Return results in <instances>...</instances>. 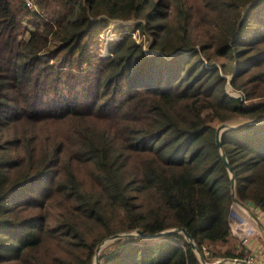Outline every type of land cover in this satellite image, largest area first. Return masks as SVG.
<instances>
[{"label":"trees","instance_id":"trees-1","mask_svg":"<svg viewBox=\"0 0 264 264\" xmlns=\"http://www.w3.org/2000/svg\"><path fill=\"white\" fill-rule=\"evenodd\" d=\"M220 151L264 217V0H0V264L239 258Z\"/></svg>","mask_w":264,"mask_h":264},{"label":"built area","instance_id":"built-area-1","mask_svg":"<svg viewBox=\"0 0 264 264\" xmlns=\"http://www.w3.org/2000/svg\"><path fill=\"white\" fill-rule=\"evenodd\" d=\"M27 7L31 6V0H23ZM227 226L230 235L236 240L237 249L241 250V255L238 257L223 258L213 257L208 244L202 243L199 250H193L199 264H240L238 260L248 263H263V253L260 246L253 244L249 246V238L258 235V230L254 222L249 218L243 209L238 208L232 203L229 204L227 213ZM199 257L203 260L200 261Z\"/></svg>","mask_w":264,"mask_h":264},{"label":"water","instance_id":"water-1","mask_svg":"<svg viewBox=\"0 0 264 264\" xmlns=\"http://www.w3.org/2000/svg\"><path fill=\"white\" fill-rule=\"evenodd\" d=\"M230 75H231V73L227 75V78H229ZM227 84H228V81H227V79H226V81H225V85H227ZM235 96L237 97L238 100H240V97H239L238 94L235 95ZM249 121H251V120H243V121H241V122H249ZM252 121H253V120H252ZM236 124H237V123L232 124V123H229L228 121H222V122H219V123H217V124L215 125V128H214V142H215L216 147H217L219 150H220V143H219V139H218V137H219V132H220L222 129H225V128H227V127L234 126V125H236ZM220 157H221V159H222V162H223L224 166L226 167V171H227L228 174H229V182H230V183H229V188H230V192H229V193H230L231 201L235 202L238 206H240L241 208H243V209L246 211V213H247L250 217L253 218L254 216H253V214L248 210V207L245 206L243 203L239 202V201L233 196V191H232V189H233V179H232V175H231V172H230V167L227 165V163H226V161H225V158H224V155H223L222 151H220ZM172 230H173L172 228H167V229H164V230H161V231H158V232H154V233H149V234H142L139 230H134L132 233H134V234H138V235H141V236L146 237V238H158V237H161V236H163L164 234H166L167 232H170V231H172ZM179 231L183 234L184 238L187 239V241H188L189 244H190L191 249H193V250L196 251L197 249L194 247L193 242H191V240H189V236H188V234H187L183 229H180ZM122 234H124V233H114V234L108 236L107 239H105V240L103 239V240H101L99 243H97L96 246H95V248H94V253H93V256H92V264H97V263H96V262H97L96 254H97L99 248H100V247H101L106 241H109V240H111V239H114V238H116V237H118V236H120V235H122ZM199 260L203 262V260H202L200 257H199ZM237 262H239L240 264H258V263H248V262H245V261H242V260H238V259H237Z\"/></svg>","mask_w":264,"mask_h":264},{"label":"rangeland","instance_id":"rangeland-1","mask_svg":"<svg viewBox=\"0 0 264 264\" xmlns=\"http://www.w3.org/2000/svg\"><path fill=\"white\" fill-rule=\"evenodd\" d=\"M131 20L129 19V20H125V21H119V20H113V21H111V22H109V24L107 25V28H105L104 29V31L102 32V42H101V44L99 45V52L101 53V54H104L105 53V48H104V40L105 39H107V38H110V37H116L117 36V34L113 31V30H111V27L114 25V24H116V23H120V24H122V26H123V30H125L126 32H132V34H131V36L137 41V40H141V42L143 43V48H144V50L147 52V53H149L150 51L148 50V48H147V45L149 44V41H150V38L148 37H141L136 31H131V25H129V26H127L128 24L127 23H129ZM103 38H104V40H103ZM226 87H227V85H226ZM230 94H232V95H237L238 93L237 92H235V91H232V92H230ZM229 123H232V121H228ZM232 204H233V206L235 207V202H231ZM257 227V226H256ZM105 239H107V238H105ZM104 239V240H105ZM112 240V239H111ZM154 241V240H153ZM235 241V240H234ZM107 242V241H106ZM236 242V241H235ZM249 242L250 243H252V244H257V245H259L260 246V248H263V250H262V253H263V256H262V258L264 259V243H263V239L261 238V235H255V236H251L250 238H249ZM105 244V243H104ZM215 249V248H214Z\"/></svg>","mask_w":264,"mask_h":264},{"label":"crops","instance_id":"crops-1","mask_svg":"<svg viewBox=\"0 0 264 264\" xmlns=\"http://www.w3.org/2000/svg\"><path fill=\"white\" fill-rule=\"evenodd\" d=\"M238 208H241L240 206H238L237 204H235ZM244 210V209H243ZM248 210L253 214V218L251 217V219L254 221L255 225L258 228L259 234L261 235V238L263 239V243H264V217L262 216V213L255 207H248ZM245 211V210H244ZM246 212V211H245ZM235 242V241H234ZM236 244V242H235ZM252 243H249V246L252 247ZM259 246V245H258ZM221 247V246H219ZM261 251L263 250V248H260ZM261 262H264V259L260 260Z\"/></svg>","mask_w":264,"mask_h":264},{"label":"clouds","instance_id":"clouds-1","mask_svg":"<svg viewBox=\"0 0 264 264\" xmlns=\"http://www.w3.org/2000/svg\"><path fill=\"white\" fill-rule=\"evenodd\" d=\"M232 202V201H231ZM230 202V203H231ZM246 213V212H245ZM247 214V213H246ZM248 215V214H247ZM249 216V215H248ZM249 218L251 219V217L249 216ZM252 220V219H251ZM253 221V220H252ZM254 222V221H253ZM255 224V223H254ZM257 228V227H256ZM257 230H258V228H257ZM259 232V231H258ZM258 235H260L259 233H258ZM233 238V237H232ZM234 239V238H233ZM235 240V239H234ZM236 241V240H235ZM258 264H264V262L263 263H258Z\"/></svg>","mask_w":264,"mask_h":264}]
</instances>
